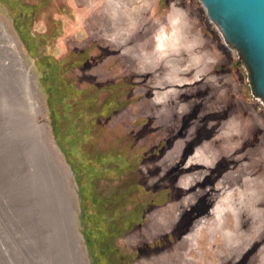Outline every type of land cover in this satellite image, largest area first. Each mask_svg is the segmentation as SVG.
I'll return each mask as SVG.
<instances>
[{
	"label": "rangeland",
	"instance_id": "1",
	"mask_svg": "<svg viewBox=\"0 0 264 264\" xmlns=\"http://www.w3.org/2000/svg\"><path fill=\"white\" fill-rule=\"evenodd\" d=\"M196 4L0 0V264H264V107Z\"/></svg>",
	"mask_w": 264,
	"mask_h": 264
},
{
	"label": "water",
	"instance_id": "2",
	"mask_svg": "<svg viewBox=\"0 0 264 264\" xmlns=\"http://www.w3.org/2000/svg\"><path fill=\"white\" fill-rule=\"evenodd\" d=\"M264 107V0H198Z\"/></svg>",
	"mask_w": 264,
	"mask_h": 264
},
{
	"label": "trees",
	"instance_id": "3",
	"mask_svg": "<svg viewBox=\"0 0 264 264\" xmlns=\"http://www.w3.org/2000/svg\"><path fill=\"white\" fill-rule=\"evenodd\" d=\"M196 3H197V0H192V4H193V5L196 4ZM197 7H200V6H199L198 4H196V5L193 6V9H194V8H197ZM214 40H215V39H214ZM216 40H217V42H219L220 39H217V38H216ZM216 40H215V41H216ZM238 83H239V85H240V87H241V82L239 81ZM242 85H243V84H242ZM254 121H255V118H254ZM99 224L102 225V222L99 223Z\"/></svg>",
	"mask_w": 264,
	"mask_h": 264
}]
</instances>
